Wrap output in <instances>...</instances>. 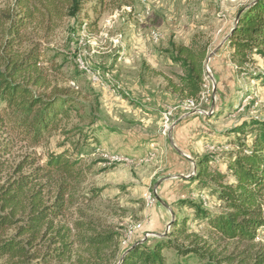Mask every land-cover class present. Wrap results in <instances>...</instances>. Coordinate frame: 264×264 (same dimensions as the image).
Returning a JSON list of instances; mask_svg holds the SVG:
<instances>
[{
  "label": "trees",
  "instance_id": "1",
  "mask_svg": "<svg viewBox=\"0 0 264 264\" xmlns=\"http://www.w3.org/2000/svg\"><path fill=\"white\" fill-rule=\"evenodd\" d=\"M88 1L0 0V264H166L171 249L208 264H264V248L251 249L264 226V119L232 130L236 151L222 156L224 170L207 155L197 162L191 177L210 186L219 201L215 212L183 202L204 223L203 232L190 230L184 219L152 247L136 243L119 253L118 233L87 210L99 192L88 195L82 187L89 169L82 145L91 135L68 127L74 116L83 117L85 105L73 87L53 83L51 74L60 69L47 44L65 20L84 13ZM227 43L236 72L264 84V74L251 70L256 57L264 58V0L238 9ZM209 46L194 39L169 42L180 73L164 79L180 100L200 104ZM73 131L75 141L68 135ZM57 134L65 136L58 147L70 141L72 151L47 147ZM231 242L250 248L223 255V244Z\"/></svg>",
  "mask_w": 264,
  "mask_h": 264
},
{
  "label": "rangeland",
  "instance_id": "2",
  "mask_svg": "<svg viewBox=\"0 0 264 264\" xmlns=\"http://www.w3.org/2000/svg\"><path fill=\"white\" fill-rule=\"evenodd\" d=\"M249 1L89 0L84 13L65 20L47 44L52 65L60 69L51 74L53 83L73 87L85 105L83 117L74 116L68 127H83L92 136L82 145L89 167L82 187L88 195L99 192L86 208L118 233L119 253L136 243L152 247L176 221L186 219L190 230L203 232L204 223L183 204L186 200L217 211L216 195L190 176L195 169L184 152L190 149L197 162L207 155L224 170L222 156L236 151L238 136L232 130L252 118L264 119V84L236 72L227 43L238 9ZM193 39L210 42V55L204 99L190 108L168 90L164 75L180 73L169 42ZM251 70L264 74V58L256 57ZM167 109L172 117L164 132ZM203 129L213 134L201 139ZM74 133L68 134L73 141ZM64 138L55 135L47 147L72 151L70 141L58 147ZM223 245V255L250 248ZM261 248L264 226L251 247ZM165 255L166 264H208L172 249Z\"/></svg>",
  "mask_w": 264,
  "mask_h": 264
},
{
  "label": "crops",
  "instance_id": "3",
  "mask_svg": "<svg viewBox=\"0 0 264 264\" xmlns=\"http://www.w3.org/2000/svg\"><path fill=\"white\" fill-rule=\"evenodd\" d=\"M190 120V119H189ZM212 120V118L211 119H208V120H206V122H209V121H211ZM186 121H188V119L186 120ZM200 133L199 134H201V139H203V138H205L207 135L208 136H210V135H212L213 133H211L210 135L208 134V131H206V130H201V131H199ZM192 151H190V149H188V150H185V156H187L188 158H190V161H191V163L193 164V168L195 169L196 168V164H197V160L196 159H193V158H191V157H189V155H190V153H191ZM224 163V162H223Z\"/></svg>",
  "mask_w": 264,
  "mask_h": 264
},
{
  "label": "bare ground",
  "instance_id": "4",
  "mask_svg": "<svg viewBox=\"0 0 264 264\" xmlns=\"http://www.w3.org/2000/svg\"><path fill=\"white\" fill-rule=\"evenodd\" d=\"M157 38H158V37L155 36V39H157ZM204 96H205L204 93L201 92V102L203 101ZM185 101H187V103H188V107H190V108H194L195 106L200 105V104L196 105V104H195V101H193V100H191V99H189V100L187 99V100H185ZM201 102H200V103H201ZM188 107H187V108H188Z\"/></svg>",
  "mask_w": 264,
  "mask_h": 264
},
{
  "label": "built area",
  "instance_id": "5",
  "mask_svg": "<svg viewBox=\"0 0 264 264\" xmlns=\"http://www.w3.org/2000/svg\"><path fill=\"white\" fill-rule=\"evenodd\" d=\"M146 1V0H145ZM206 113V112H205ZM164 114H168V123L164 126V132L167 131L170 128L169 121L172 117V109H167Z\"/></svg>",
  "mask_w": 264,
  "mask_h": 264
},
{
  "label": "water",
  "instance_id": "6",
  "mask_svg": "<svg viewBox=\"0 0 264 264\" xmlns=\"http://www.w3.org/2000/svg\"><path fill=\"white\" fill-rule=\"evenodd\" d=\"M237 19H238V17H237ZM195 170H196V168H195ZM190 176H192V175H190Z\"/></svg>",
  "mask_w": 264,
  "mask_h": 264
}]
</instances>
